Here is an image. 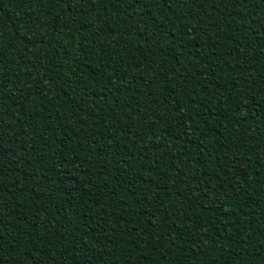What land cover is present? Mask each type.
Here are the masks:
<instances>
[{
    "label": "trees",
    "instance_id": "obj_1",
    "mask_svg": "<svg viewBox=\"0 0 264 264\" xmlns=\"http://www.w3.org/2000/svg\"><path fill=\"white\" fill-rule=\"evenodd\" d=\"M0 264H264V0H0Z\"/></svg>",
    "mask_w": 264,
    "mask_h": 264
},
{
    "label": "snow or ice",
    "instance_id": "obj_2",
    "mask_svg": "<svg viewBox=\"0 0 264 264\" xmlns=\"http://www.w3.org/2000/svg\"><path fill=\"white\" fill-rule=\"evenodd\" d=\"M81 2H83V0H81Z\"/></svg>",
    "mask_w": 264,
    "mask_h": 264
}]
</instances>
